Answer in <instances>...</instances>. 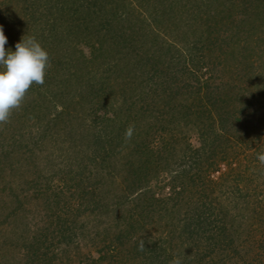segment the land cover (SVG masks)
I'll return each mask as SVG.
<instances>
[{"label":"trees","instance_id":"1","mask_svg":"<svg viewBox=\"0 0 264 264\" xmlns=\"http://www.w3.org/2000/svg\"><path fill=\"white\" fill-rule=\"evenodd\" d=\"M0 26L51 65L0 125V264H264V0H0Z\"/></svg>","mask_w":264,"mask_h":264},{"label":"clouds","instance_id":"2","mask_svg":"<svg viewBox=\"0 0 264 264\" xmlns=\"http://www.w3.org/2000/svg\"><path fill=\"white\" fill-rule=\"evenodd\" d=\"M8 38L0 26V125L6 124L15 110L22 107L31 87L43 85L50 68V56L35 37H22L15 45L16 50L5 48ZM135 126L130 124L125 130V139L130 140ZM257 159L264 164V154ZM139 250H144L141 240ZM172 264H177L173 261Z\"/></svg>","mask_w":264,"mask_h":264},{"label":"rangeland","instance_id":"3","mask_svg":"<svg viewBox=\"0 0 264 264\" xmlns=\"http://www.w3.org/2000/svg\"><path fill=\"white\" fill-rule=\"evenodd\" d=\"M192 142H193V145L196 143L194 141V137H193ZM263 142H264V140H263ZM240 157L242 158L243 156H240ZM225 164H226V162H225ZM226 170H227V166L226 165H222L221 171H226ZM99 245H95V246H91V245L83 246L81 248V255H80V257H77V260H74L75 262H73V264H107L106 261H104V260L101 261L100 260V257H101V255H100V251L101 250L100 249L102 248V246H101V244H99Z\"/></svg>","mask_w":264,"mask_h":264}]
</instances>
